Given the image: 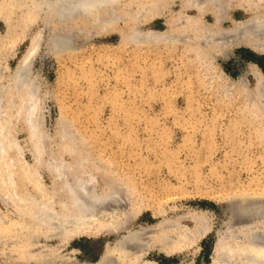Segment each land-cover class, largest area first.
<instances>
[{"label": "rangeland", "instance_id": "1", "mask_svg": "<svg viewBox=\"0 0 264 264\" xmlns=\"http://www.w3.org/2000/svg\"><path fill=\"white\" fill-rule=\"evenodd\" d=\"M238 1L231 0L224 13L230 21L223 28L262 18L264 0L249 11L240 10ZM181 2L122 0L85 21L81 14L55 17L51 9L42 8L44 0H0V135L3 148L12 154L22 149L29 165L35 163L34 151L42 148L40 172L47 186L51 185L47 168L54 159L63 161L67 170L73 166L81 172L98 169L99 188L115 183L127 186L132 197L123 207H138V213L131 217L128 211L126 231L154 224L159 218H153L151 210L160 206L171 218L205 212L211 223L209 233L172 255L151 249L143 259L155 264H211L223 199L240 190L264 193V142L239 115L237 103L243 88L254 92L250 69L259 72L264 84V46L259 43L264 42V31L252 33L258 39L255 43L238 34L231 53L204 58L190 45L174 47L140 39L150 31L168 30L169 22L172 29L180 28L176 21ZM202 17L211 23L209 11ZM56 34L68 37L70 46L53 47ZM62 45L70 49L61 50ZM20 70H25L27 85L39 87L34 90L39 106L36 118L40 116L35 119L40 124L38 142L16 118L26 95L24 86L15 82ZM5 160L0 159V264L18 245L21 222L27 229L32 226L9 204L1 179ZM12 160L16 187L22 190L28 182L19 173L15 157ZM61 186L56 181L55 188ZM182 223L192 227L188 220ZM124 233L75 236L58 252L71 253L78 263L95 262L105 246L115 244ZM10 234L17 237L9 239ZM56 242L40 240L39 245L47 248Z\"/></svg>", "mask_w": 264, "mask_h": 264}, {"label": "bare ground", "instance_id": "2", "mask_svg": "<svg viewBox=\"0 0 264 264\" xmlns=\"http://www.w3.org/2000/svg\"><path fill=\"white\" fill-rule=\"evenodd\" d=\"M121 1L44 0L42 8L51 9L57 18L81 14L87 21L90 17L97 18L100 14L99 11H102L104 6H108L112 2L121 3ZM172 1L169 0V3ZM259 2L260 0H239L237 6L242 11H249L257 7ZM231 3V0H182L180 14L176 21V25H180V28L172 29L169 22L168 30L150 31L143 36L140 34V39L144 40L145 38L151 43L162 42L174 47L178 44L184 47L190 45L189 48H192L195 54L202 58L206 54L211 57L222 56L224 51L229 54L238 40L233 38L238 34L245 40H253L255 43L258 39L253 38L252 33L264 31V14L258 20H244L235 24L232 22V27L223 28L222 24L225 21H230V18L224 13ZM191 10L195 12L194 15L185 13ZM207 11L211 15V23L205 22L202 17ZM132 37L137 39L138 35L133 34ZM261 40L264 39L261 38ZM68 41V37L56 34L52 39L53 47L64 43L68 45L70 44ZM259 43L264 46L263 41H259ZM67 45H65L66 47L62 45L61 50L70 46ZM249 47L254 51H261L254 45ZM32 51L34 50L32 49ZM250 73L255 78L254 92L248 91L247 88L241 90L237 97V103H240L238 110L240 111L239 115L254 126L253 133L262 143L264 142V84L257 70L250 69ZM26 76L28 78L30 76L28 70ZM15 80L16 86H24L26 91V95L22 99L23 102L18 106L16 118H21L25 123L32 139H40L41 133L39 134V123H37L40 116L38 115L39 117L36 118L39 109L38 95L36 96L34 92L39 87L34 86L36 89H33L31 84H26L25 70L17 72ZM37 107L38 109H36ZM35 119L38 121L35 122ZM8 121L10 122V120ZM0 126H3V123ZM3 138L4 136L0 137V148L2 147L0 159L5 158L6 160L3 161L5 170L1 179L9 192V204L11 207L17 208V215L23 217V220L28 218L32 221V226L29 229L26 228L25 223L21 222L22 232L18 237L19 243L15 249L4 256L5 264H155L152 260L143 259L147 251L156 249L165 255H172L182 247L194 244L211 231V223L205 212L188 213L171 218L168 217L167 209L163 206L151 210V216L159 218L154 224L126 231L130 219L128 211L131 213V217L138 213V207H131L130 204H128V210L125 209L126 203L132 197V193L128 190L129 194L127 191V186L115 183L99 188L98 169L95 171L83 168L81 172L80 168L73 166L67 170L64 169L63 161L57 162L56 159L53 160L55 161L53 166L47 168L51 182V185L47 186L40 172L42 148L40 149L36 143L37 150H40L39 152L34 151L35 163L29 165L24 160L25 152L22 149L18 148L12 154L8 149L3 148L5 146ZM13 157L19 163V173L28 182V185L22 184V190L17 189L13 177L12 168L16 164L12 160ZM56 181L62 182V186L58 190L55 188ZM123 205L125 206L123 207ZM221 214L220 227L215 230L211 264H264V193L255 190H240L226 196L221 206ZM183 220L190 221L192 227L183 225ZM16 230L11 229L14 232ZM26 230H32V233H25ZM121 230H124L125 233L112 246H105L101 256L95 262L78 263L71 257V253L65 256L58 252L63 244L75 236H97L104 232L116 234ZM13 236L17 237L10 234L9 239ZM40 240H56L57 244L44 248L40 247Z\"/></svg>", "mask_w": 264, "mask_h": 264}]
</instances>
